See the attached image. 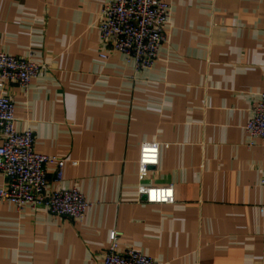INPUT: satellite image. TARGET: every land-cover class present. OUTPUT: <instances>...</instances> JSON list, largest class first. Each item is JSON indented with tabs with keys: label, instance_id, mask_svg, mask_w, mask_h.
<instances>
[{
	"label": "crops",
	"instance_id": "obj_1",
	"mask_svg": "<svg viewBox=\"0 0 264 264\" xmlns=\"http://www.w3.org/2000/svg\"><path fill=\"white\" fill-rule=\"evenodd\" d=\"M109 1L0 0V53L40 65L0 96L34 151L65 161L59 182L46 166L49 189L89 204L81 221L0 204V264H97L112 231L155 264H264V148L244 129L264 91V0H165L148 70L101 43ZM144 142L159 160L139 181ZM140 186L174 202L146 203Z\"/></svg>",
	"mask_w": 264,
	"mask_h": 264
},
{
	"label": "built area",
	"instance_id": "obj_2",
	"mask_svg": "<svg viewBox=\"0 0 264 264\" xmlns=\"http://www.w3.org/2000/svg\"><path fill=\"white\" fill-rule=\"evenodd\" d=\"M170 22V7L165 0H113L105 3L99 13L97 30L101 43L121 54L136 70H148L154 65L159 47L165 43V29ZM102 59L106 55L101 54ZM40 72V65L27 59L0 53V88L16 84L26 90ZM14 104L11 98L0 96V204L12 205L20 211L25 207L44 208L56 217L81 221L89 204L76 188L50 190L46 166L54 164V182L62 179L65 161L34 151L31 129L17 131L14 127ZM245 132L260 139L264 148V91L246 123ZM160 145L144 142L138 153V180L142 181L159 160ZM264 188V169L260 179ZM138 194L149 204L174 202L172 187L140 186ZM264 212V204L261 207ZM118 233L109 235V246L97 264H155L151 257L132 249L118 250Z\"/></svg>",
	"mask_w": 264,
	"mask_h": 264
}]
</instances>
